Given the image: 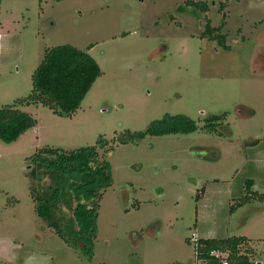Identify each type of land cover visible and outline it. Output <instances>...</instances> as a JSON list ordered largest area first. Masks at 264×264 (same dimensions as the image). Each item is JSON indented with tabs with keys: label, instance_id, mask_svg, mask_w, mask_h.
Here are the masks:
<instances>
[{
	"label": "rangeland",
	"instance_id": "rangeland-1",
	"mask_svg": "<svg viewBox=\"0 0 264 264\" xmlns=\"http://www.w3.org/2000/svg\"><path fill=\"white\" fill-rule=\"evenodd\" d=\"M187 1L0 0V108L32 93L48 49L72 46L100 69L70 117L15 107L36 126L0 140V264H192L194 237L226 236L245 237L264 264V201L239 205L264 196V0H205V14ZM207 23L228 49L202 38ZM166 115L197 130L119 141ZM100 139L112 183L87 257L35 213L28 160Z\"/></svg>",
	"mask_w": 264,
	"mask_h": 264
},
{
	"label": "trees",
	"instance_id": "trees-1",
	"mask_svg": "<svg viewBox=\"0 0 264 264\" xmlns=\"http://www.w3.org/2000/svg\"><path fill=\"white\" fill-rule=\"evenodd\" d=\"M186 7L193 12L206 13L207 4L189 0ZM223 7V6H221ZM221 27L206 24L202 38L225 45L226 36ZM100 76V69L86 53L72 46L48 49L33 75L32 93L11 106L0 108V140L15 141L27 130L36 126L30 115L15 109L17 105H41L60 116L70 117L80 107L84 96ZM225 114L211 116L204 130L212 132ZM197 130L195 121L183 115L169 116L152 122L144 132L121 137L123 144L140 139L145 135L159 137L169 134H189ZM104 139L97 145L73 151L42 148L29 157L30 197L37 216L64 243L91 257L96 238V222L99 202L103 192L111 186L110 164L106 159ZM99 151H102L99 154ZM41 184L42 188H38ZM250 200L264 201L258 193L246 194L240 204ZM248 240L243 236L223 238H199L198 251L206 256L210 251L227 252L231 264H254L250 260Z\"/></svg>",
	"mask_w": 264,
	"mask_h": 264
},
{
	"label": "built area",
	"instance_id": "built-area-1",
	"mask_svg": "<svg viewBox=\"0 0 264 264\" xmlns=\"http://www.w3.org/2000/svg\"><path fill=\"white\" fill-rule=\"evenodd\" d=\"M199 238H193L194 258L192 264H231L228 260L227 252L221 250L210 251L206 256H201L198 251L197 241Z\"/></svg>",
	"mask_w": 264,
	"mask_h": 264
},
{
	"label": "crops",
	"instance_id": "crops-1",
	"mask_svg": "<svg viewBox=\"0 0 264 264\" xmlns=\"http://www.w3.org/2000/svg\"><path fill=\"white\" fill-rule=\"evenodd\" d=\"M0 47H1V44H0ZM217 236V235H215ZM208 238H223V237H208Z\"/></svg>",
	"mask_w": 264,
	"mask_h": 264
},
{
	"label": "flooded vegetation",
	"instance_id": "flooded-vegetation-1",
	"mask_svg": "<svg viewBox=\"0 0 264 264\" xmlns=\"http://www.w3.org/2000/svg\"><path fill=\"white\" fill-rule=\"evenodd\" d=\"M196 2V1H195ZM204 2H205V0H204ZM200 13V12H199ZM207 13V12H206ZM201 14H205V13H201ZM209 23V22H208Z\"/></svg>",
	"mask_w": 264,
	"mask_h": 264
}]
</instances>
